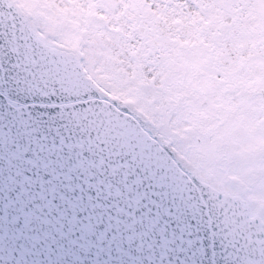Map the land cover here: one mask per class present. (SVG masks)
I'll return each instance as SVG.
<instances>
[{"label": "snow or ice", "instance_id": "obj_1", "mask_svg": "<svg viewBox=\"0 0 264 264\" xmlns=\"http://www.w3.org/2000/svg\"><path fill=\"white\" fill-rule=\"evenodd\" d=\"M0 264H264V0H0Z\"/></svg>", "mask_w": 264, "mask_h": 264}]
</instances>
